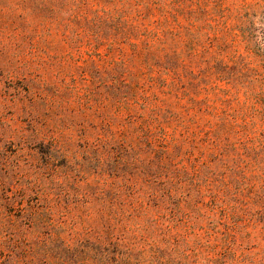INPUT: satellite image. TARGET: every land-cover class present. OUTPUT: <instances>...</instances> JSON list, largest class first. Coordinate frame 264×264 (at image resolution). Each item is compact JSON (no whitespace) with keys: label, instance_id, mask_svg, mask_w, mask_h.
<instances>
[{"label":"rangeland","instance_id":"obj_1","mask_svg":"<svg viewBox=\"0 0 264 264\" xmlns=\"http://www.w3.org/2000/svg\"><path fill=\"white\" fill-rule=\"evenodd\" d=\"M176 1L195 3L203 32L215 35L210 24L224 14L231 25L244 21L249 36L238 29L224 54H195L197 79L189 66L169 70L174 95L142 85L132 99L116 61L138 71L136 54L123 39L108 51L115 35L101 54L86 44L85 16L128 2L0 0V264H264V0ZM244 3L240 19L230 16ZM147 5L137 4L145 23L158 17ZM193 80L216 118L237 111L231 133L201 113L185 130L196 109L187 114L175 94L197 92ZM154 92L167 100L155 101L161 125L138 138L151 108L136 100ZM216 128L221 139H207Z\"/></svg>","mask_w":264,"mask_h":264},{"label":"trees","instance_id":"obj_2","mask_svg":"<svg viewBox=\"0 0 264 264\" xmlns=\"http://www.w3.org/2000/svg\"><path fill=\"white\" fill-rule=\"evenodd\" d=\"M121 1L122 3L128 2V8L122 7L117 8V10L114 9V11L107 10L101 14H87L85 16L90 24L92 23L91 29L87 32L88 40L86 44L89 47L88 51L90 54H101L99 48L103 39L108 35H115V42H110L107 47L108 51L111 52L115 50L118 40L123 39V43L130 47L131 53L136 54L138 62L140 63L138 71L130 68L127 60L116 61V65H119L117 66L119 79L122 83L130 85L132 99L136 98L137 88L142 85H146L148 88H158L160 93L164 96L165 94L174 95V85L176 84L177 76L172 80L170 87V83H167L164 79V74L169 70H179L180 68H187L189 66V68H191L189 74L196 76L193 65L200 66L202 62L196 60L197 56H195V54H224L222 46L224 44L233 45L235 43L239 36L238 29L242 30L246 38L249 36V34L245 33L244 21L231 25L226 19L223 20L225 17L224 14L220 16L221 19L217 23L210 24V28L215 32V35L203 32L202 29L208 24H201L204 19L202 20L196 8H192V6L195 5L194 2L188 4L187 1L185 3L176 0H165V2H163V0H141L142 2L139 0V2H136V0ZM138 3L148 4L147 6L149 8L156 9L158 17L153 20L150 19L148 23L143 22L141 19L146 18V16H143L142 9L137 7ZM243 9L248 10L249 6L244 3L243 6L236 8V15L235 13H230V16L234 15V17L240 19V14ZM180 10L182 11L180 12ZM228 11H230V8H228ZM118 12L122 13V15L118 14ZM180 15H183L187 21H181L179 19ZM71 34V42H77L80 39L81 33L79 31H72ZM214 41L218 43L221 42V44L216 46ZM77 46L79 48L81 47V45ZM234 54H237V51L234 52ZM261 54H264V47ZM212 59L218 61V56L215 55L210 57L209 61ZM171 62L175 64V67L169 65ZM208 70H211V66ZM180 79L181 78H179V80ZM195 79H197V76ZM190 83L199 88L197 92L175 94L179 99H187L190 104L186 109L187 114H189L190 109H196L194 114L188 117V120L181 121L185 130L189 132L190 123L196 126L198 125L196 115L201 113L202 115L211 116L213 119H216L220 122V128L222 130L226 132L230 131L231 133L234 124H237L240 120L237 119L240 118L237 111L231 115L236 120L230 119L227 115L216 118L214 108L212 104H210V95L205 94L201 99H198V95L201 93L204 94L207 88L199 87L200 83L198 80L190 81ZM165 87L168 89L165 90ZM160 100L163 101V103H167L166 97L162 99L159 92H154L152 95L142 94V99L136 100L137 104L141 105L143 108H151V115L143 118L142 123L136 131L138 133V138L145 137V139H150L154 134L151 130L152 123L158 122L159 125H161V108L158 107L155 102ZM129 101L130 98L128 102ZM241 119H243L241 129L246 130L249 122L246 120L245 116ZM211 120L212 119L204 120V126H209L212 130L213 127L211 125L213 122ZM211 130H207L206 132L205 137L207 139L214 141L210 134L213 135L215 140L221 139V135L214 134L217 128L214 131ZM225 131L222 133L224 134ZM155 134H159L163 139L168 133L161 126ZM193 134L196 135L195 133ZM229 136L230 134L223 135L228 141ZM195 137L192 139L193 142L196 141ZM119 144H122L125 148L133 149V144L127 138L121 140ZM205 167L208 166L205 165ZM206 182L211 184V176L206 178ZM224 184L226 185L228 183ZM224 190L229 191V188L225 186ZM197 191L199 194L202 193V190ZM133 213L134 212H131L130 215Z\"/></svg>","mask_w":264,"mask_h":264}]
</instances>
